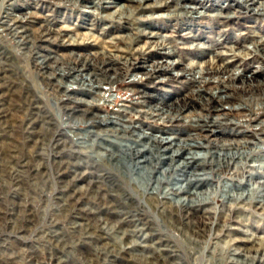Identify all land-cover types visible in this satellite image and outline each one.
<instances>
[{
    "label": "rangeland",
    "instance_id": "1",
    "mask_svg": "<svg viewBox=\"0 0 264 264\" xmlns=\"http://www.w3.org/2000/svg\"><path fill=\"white\" fill-rule=\"evenodd\" d=\"M260 42L264 0H0V264H264V151L161 176L186 156L151 157L153 142L121 132L261 147L264 114L216 136L191 121L203 66L264 80ZM184 102L187 120L153 113Z\"/></svg>",
    "mask_w": 264,
    "mask_h": 264
},
{
    "label": "bare ground",
    "instance_id": "2",
    "mask_svg": "<svg viewBox=\"0 0 264 264\" xmlns=\"http://www.w3.org/2000/svg\"><path fill=\"white\" fill-rule=\"evenodd\" d=\"M164 18V16H162ZM161 17V18H162ZM23 21H17L16 24L18 26H24ZM263 42L257 43L254 45V47L250 50L252 51L251 54L256 55L259 53L260 48L263 46ZM231 49V48H230ZM262 53L264 54V48L262 49ZM260 55V54H259ZM163 62V61H162ZM174 65V64H173ZM154 69L150 70V73L146 74L147 80L151 79L153 76L157 74H162L166 73L169 69H166V66L164 67L163 63H158L153 66ZM193 68V67H191ZM263 68V66H262ZM197 73L198 77L193 78V82L202 84L205 82L207 86V80L212 79L217 81V85L212 86L208 91L211 92V94H208L209 96L203 98V92L205 88L210 87V86H205V88L200 87L199 89H195L191 95H193L194 98L199 100L201 102L200 104V113L199 115L191 119L193 123V128L197 129V131L203 132H209V134L216 136L217 134H222L221 132H218V128L225 123V125L229 126H235L236 124L234 123L235 120L233 119L234 115L238 118H243L244 121L241 123H247L248 124V119L252 117H258L261 114H264V80L261 82L255 81L254 78L249 77L252 75H249L245 77L244 73H231L228 74L226 70H223L222 68H213L212 66L206 67L203 69H200ZM191 71V70H190ZM188 70L187 73L190 72ZM149 72V71H148ZM192 72V71H191ZM185 74V73H184ZM228 74V75H227ZM208 78L207 80H205ZM205 80V81H204ZM91 83V82H90ZM215 83V84H216ZM93 84V83H92ZM101 84V83H100ZM94 85V84H93ZM200 86V85H199ZM95 89V88H94ZM100 89V88H99ZM95 91V90H94ZM239 91H242L244 94H247L249 96V100L243 102H235V97H238L237 94ZM256 92H260L261 94L259 95L258 98H255L254 95ZM208 93V92H207ZM240 99V98H239ZM245 100V99H244ZM247 100V99H246ZM255 103V106L253 107L252 104ZM190 105V104H189ZM188 103L184 102V105H177V106H172V105H163L162 107H159L153 111V113L156 115V117H161L162 119H168L171 122L174 121H182L184 120L183 116L185 115L184 113H195V110L190 111L188 108ZM211 107V108H210ZM204 112V114L202 113ZM206 112V113H205ZM241 114V116H240ZM98 117V115H95ZM102 122H108L107 116L106 115H99L98 117ZM95 120L97 118H94ZM123 127L121 129V132L123 134H131L132 136L137 137V141H151L154 143L155 146L147 148V151H149L151 157L155 156L156 154H160L163 152L164 155H171L174 156L175 158L178 157H183L184 155V160L180 163L179 166H172L171 164L169 165L168 169L164 170L161 172V176H164L166 173H169L170 171L174 169H187V167L192 164L193 162L198 161V159H207L208 157H213L217 156L219 158H229V159H245L247 157H250L252 154L260 153L263 152L264 148V143L261 145V147L256 146L257 144L254 142L256 138L252 139H243L240 141H225V142H219V143H214V141H211L209 145L202 144L203 141H198L201 140L202 138L209 141V138L211 136L206 135H198L195 138H189L184 139V140H179L178 144H172L173 141L171 142L170 139L174 140L172 138H164L161 137L160 135H153L152 132H149L145 130L143 132V128L141 125L136 123H131V125L127 122H122ZM240 124V123H238ZM192 127V126H191ZM240 127V126H239ZM94 128V127H93ZM255 130L257 131H262L264 133V121H261L258 123L255 127ZM120 131V130H119ZM95 132V131H94ZM140 132V133H139ZM90 133V132H89ZM159 139V141H157ZM131 142V141H130ZM134 144V143H133ZM143 144V143H142ZM148 145V144H147ZM144 146V145H143ZM211 146H215L216 148H211ZM123 148V154L126 155L127 158L132 157V152L134 151L136 153L135 156L138 155V150H135V148L131 147L128 145L122 146ZM138 147V146H137ZM204 149L203 152H201ZM206 152V153H205ZM143 152L139 151V154H142ZM211 153V154H210ZM187 154V155H186ZM211 155V156H209ZM211 157V158H212ZM136 158V157H135ZM172 158V157H170ZM170 158H165L166 161L170 160ZM131 160V159H130ZM164 160V159H163ZM222 160V159H221ZM132 161V160H131ZM160 161V160H159ZM149 163V169L143 170V174L148 175V177H151L152 174H154V167H151L150 165L153 164V159L150 158L148 161ZM141 163V161L137 162ZM139 165V164H138ZM137 165V166H138ZM264 166V165H263ZM147 168V166H146ZM203 180V179H202ZM160 181V180H159ZM201 181V180H199ZM159 183V182H158ZM198 183V182H197ZM256 188H264V184H259L255 186ZM228 189V188H226ZM243 200L242 196L238 195V197H234L233 195H229L227 197V200ZM241 202V201H240ZM264 203V201H263ZM192 206V205H190ZM264 208V207H263Z\"/></svg>",
    "mask_w": 264,
    "mask_h": 264
}]
</instances>
